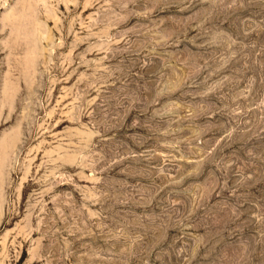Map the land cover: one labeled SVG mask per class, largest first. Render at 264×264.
Returning a JSON list of instances; mask_svg holds the SVG:
<instances>
[{"label":"rangeland","instance_id":"rangeland-1","mask_svg":"<svg viewBox=\"0 0 264 264\" xmlns=\"http://www.w3.org/2000/svg\"><path fill=\"white\" fill-rule=\"evenodd\" d=\"M0 264H264V0H0Z\"/></svg>","mask_w":264,"mask_h":264}]
</instances>
